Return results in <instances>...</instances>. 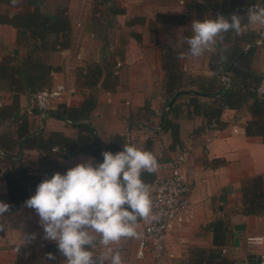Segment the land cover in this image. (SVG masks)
Returning <instances> with one entry per match:
<instances>
[{
  "label": "crops",
  "instance_id": "obj_1",
  "mask_svg": "<svg viewBox=\"0 0 264 264\" xmlns=\"http://www.w3.org/2000/svg\"><path fill=\"white\" fill-rule=\"evenodd\" d=\"M209 1L226 4V18L233 13L244 16L250 5L264 7V0ZM113 2L124 10L122 14L113 15L92 0H17L12 4L0 1V16L38 11L55 20L65 11L70 26L69 46L44 52L42 60L58 67V71L51 72L50 87L64 83L74 86L77 93L64 102H52L49 111L59 104L79 107L86 97H94L95 107L84 122L93 129L103 151L116 153L130 141L156 156L159 168L153 174L151 190L169 173L177 146L191 147L184 174L191 187L194 219L166 237V245L175 253L178 264H190V253L196 248L218 254L229 264H262L264 214H242V186L261 176L264 191V141L244 131L251 121H262L251 111L256 97L251 96L241 106L217 114L214 108L230 90H224L221 84L222 68L225 73L229 68L227 74L236 84L232 69L250 46L254 52L249 74L256 81L264 75V28L242 20L241 34L225 33L211 51L194 59L185 55L188 50L185 38L192 34L191 22L219 14L188 8L201 0ZM20 34L8 24H0V61L6 58L14 63L25 56L31 39L21 34L18 41ZM164 47L178 52L181 72L178 89L187 93L177 95L176 90L168 87L162 66ZM12 94L0 87V108L11 104ZM18 104L19 114L27 118L28 133H60L68 138H76L80 133L78 127L65 121L43 116L31 95H20ZM206 117L217 126L203 130ZM169 124L177 126L176 142ZM233 128L238 132L234 133ZM19 150L13 122L0 121V172L19 167L16 160L19 157L21 162H18L26 166L31 177L43 180L55 172L64 174L68 168L92 157L88 154L64 157V151L57 148L51 151L24 148L21 153ZM7 194L6 182L0 174V196L7 198ZM38 221L36 211L25 202L0 216V264H17V249L24 245L32 248L33 264H64L55 243L43 238ZM221 221L226 233L223 244L216 245L212 227ZM150 222L141 219L136 229ZM28 234H35V239L23 244L22 236ZM248 238H260L262 243L249 246ZM118 247L124 264H156L149 251L143 258L136 257L134 238H123ZM47 253L56 256V260L49 261Z\"/></svg>",
  "mask_w": 264,
  "mask_h": 264
},
{
  "label": "trees",
  "instance_id": "obj_2",
  "mask_svg": "<svg viewBox=\"0 0 264 264\" xmlns=\"http://www.w3.org/2000/svg\"><path fill=\"white\" fill-rule=\"evenodd\" d=\"M6 4H12L13 0H0ZM95 4L104 6L113 15L122 14L124 10L118 8L113 0H92ZM227 5L221 2H210L201 0L194 2L188 8H194L200 12L206 11L208 14L218 12L226 15ZM0 24H8L19 30L21 34H27L31 43L27 47L26 54L21 60L11 63L6 58L0 61V87L12 94L10 105L0 108V121L13 122L16 128V137L19 145V153L24 148H35L41 151H51L55 148L64 151V157L75 154H88L97 160L102 161L103 152L99 141L94 135V131L84 120L89 117L96 104L92 96L86 97L79 107H68L59 104L53 111H48L45 117H52L67 122L78 127L80 133L76 138H68L60 133H50L47 135L28 133V121L24 115L19 114V96L32 95L33 93L49 88L51 86V72L58 71V67L46 64L42 60V54L47 51L66 49L69 46V21L62 10L55 20L47 14L34 12H19L13 15L3 14L0 16ZM18 35V41L21 39ZM162 66L166 72V81L170 89L176 90L175 94L187 93L179 90L181 72L178 67V52L170 47H164ZM241 52V51H240ZM239 52V53H240ZM254 47L250 46L246 53L239 59L237 65L232 69L236 84L231 78L232 87L224 93V98L219 106L214 108V114L220 113L223 109H232L241 106L246 100L253 96L252 88H255L259 81L254 80L249 74L251 57ZM236 57V56H235ZM221 73L225 70L222 68ZM233 99V100H232ZM239 99V100H238ZM237 100V101H236ZM253 114L258 115L262 121H251L246 125L244 131L248 136L258 135L264 141V104L256 99L251 106ZM217 126L209 117L205 119L203 130ZM174 142L178 140L177 126L169 124ZM6 158L12 161L9 157ZM19 167H9L0 172L2 179L6 182L8 194L7 198L0 196V202L9 205V212L15 210L21 202H25L31 195L32 190L41 181L28 174L26 166L21 164L20 158H16ZM20 161V162H18ZM142 179L152 185L153 174L144 173ZM262 177H254L242 186L243 193V215H262L264 214V191ZM214 242L222 245L226 233V226L223 221L214 224ZM220 236V239H219ZM53 252V248H50ZM33 251L30 246H21L18 250L17 264H33ZM190 264H229L220 255L214 254L209 250L193 249L190 253Z\"/></svg>",
  "mask_w": 264,
  "mask_h": 264
},
{
  "label": "clouds",
  "instance_id": "obj_3",
  "mask_svg": "<svg viewBox=\"0 0 264 264\" xmlns=\"http://www.w3.org/2000/svg\"><path fill=\"white\" fill-rule=\"evenodd\" d=\"M242 20L264 28V7L250 5L244 16L233 13L228 18L218 14L194 19L192 34L185 38V55L199 58L223 40L225 33L241 34ZM101 155L102 162L88 157L64 174L55 172L41 180L25 201L39 217L43 238L55 243L64 264H124L119 242L140 235L136 226L141 219H158L153 213L151 186L142 179L144 173L157 172L156 156L130 141L116 153L103 151ZM8 212L9 205L0 202V216ZM34 239L35 234L22 236L23 244ZM97 244L104 249L99 255L93 252ZM46 256L56 260L52 253Z\"/></svg>",
  "mask_w": 264,
  "mask_h": 264
},
{
  "label": "built area",
  "instance_id": "obj_4",
  "mask_svg": "<svg viewBox=\"0 0 264 264\" xmlns=\"http://www.w3.org/2000/svg\"><path fill=\"white\" fill-rule=\"evenodd\" d=\"M220 81L224 90L232 87V81L227 73L221 74ZM253 96L264 104V75L259 84L251 89ZM74 86L64 83L55 84L50 88L37 91L31 95L34 106L45 116L50 110L52 102H64L75 95ZM30 113V112H29ZM208 130V129H205ZM234 133L238 130L233 128ZM191 147L188 145L177 146L170 160L169 173L158 181L151 190L153 213L158 219L136 229L140 235L136 240V257L143 258L147 251L151 252L156 264H178L176 255L166 245V237L174 231L194 219V209L191 204V187L184 174V166L189 161ZM262 239L248 238L247 244L260 245ZM102 245L97 244L93 249L94 254L100 253ZM225 250H221L223 253ZM264 264V255L260 258Z\"/></svg>",
  "mask_w": 264,
  "mask_h": 264
},
{
  "label": "water",
  "instance_id": "obj_5",
  "mask_svg": "<svg viewBox=\"0 0 264 264\" xmlns=\"http://www.w3.org/2000/svg\"><path fill=\"white\" fill-rule=\"evenodd\" d=\"M229 72V68L227 69V73Z\"/></svg>",
  "mask_w": 264,
  "mask_h": 264
}]
</instances>
